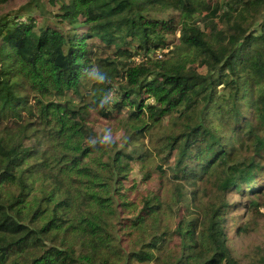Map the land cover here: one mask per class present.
I'll return each mask as SVG.
<instances>
[{"label": "trees", "instance_id": "obj_1", "mask_svg": "<svg viewBox=\"0 0 264 264\" xmlns=\"http://www.w3.org/2000/svg\"><path fill=\"white\" fill-rule=\"evenodd\" d=\"M20 1L0 12V264H264L235 239L264 196V0Z\"/></svg>", "mask_w": 264, "mask_h": 264}, {"label": "rangeland", "instance_id": "obj_2", "mask_svg": "<svg viewBox=\"0 0 264 264\" xmlns=\"http://www.w3.org/2000/svg\"><path fill=\"white\" fill-rule=\"evenodd\" d=\"M21 3L20 0H12L9 3H7L5 6H2L0 8V12H5L6 10L15 7L17 5H19ZM115 88H117L115 86ZM115 92V90H114ZM117 96H115L114 94H112L111 98L115 99ZM119 133H121V131H119ZM123 143V142H122ZM131 146H129L128 148H130ZM132 170L129 173V179L135 180L138 189L140 191H142L144 189V187L146 185H148L145 181L142 180V173L139 171V165L138 164H134L132 165ZM150 186L154 187L155 186V182H149ZM264 195V193H263ZM229 200L230 202H239V203H243L246 202L247 199H245V197H240V196H236V195H229ZM254 200L258 199L259 202V206H258V213L256 212L254 215H252L250 218L254 219L256 221V232H248L245 233L243 235H237L235 236V239L237 240V244L238 245H242V246H250V248H253L252 246L255 245H260L262 246L264 243V196L262 197V195L259 198L256 197H250ZM240 212L242 214V221L244 223L247 222L248 218H249V214L247 211V208L241 206ZM238 219V222L236 224H242V221ZM250 225V222L248 223ZM134 264V263H132Z\"/></svg>", "mask_w": 264, "mask_h": 264}, {"label": "clouds", "instance_id": "obj_3", "mask_svg": "<svg viewBox=\"0 0 264 264\" xmlns=\"http://www.w3.org/2000/svg\"><path fill=\"white\" fill-rule=\"evenodd\" d=\"M84 78L86 80L92 81L93 83H103L107 79V74L99 69L98 66H92L89 68H85L83 71ZM109 103V100L104 97L100 98L98 101H96L97 108H103L106 104ZM111 137L108 134H105L102 138L99 140L96 139H89V144H110Z\"/></svg>", "mask_w": 264, "mask_h": 264}]
</instances>
